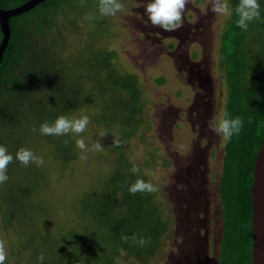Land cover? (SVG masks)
I'll return each instance as SVG.
<instances>
[{
    "label": "rangeland",
    "instance_id": "1",
    "mask_svg": "<svg viewBox=\"0 0 264 264\" xmlns=\"http://www.w3.org/2000/svg\"><path fill=\"white\" fill-rule=\"evenodd\" d=\"M120 2L123 11L104 17L99 0H60L25 24L19 45L26 48L20 54L26 61H38L39 76L26 80L28 89L17 85L13 94L5 89L8 85H0V126L6 133H33V127L38 132L41 124H52L60 115L90 117L80 136L68 134L75 139V158L61 169L47 157L52 184L44 201L51 210L41 224L52 240L78 227L80 218L70 212L71 202L87 189L86 179L93 175L105 183L95 194L100 206L113 217L129 218L137 238L147 240L137 247L143 260L121 251L113 264H218V186L226 141L212 131L209 121L224 117L227 60L221 50L232 16L212 13L210 0H190L183 27L165 31L153 27L145 15L149 0ZM262 12L261 20L241 30L249 76L257 70L258 59L264 62ZM89 14L94 19H85ZM104 130L108 134L101 137ZM36 132L21 142L30 150L37 144L35 155L45 158L48 146ZM81 138L86 151L76 146ZM97 142L101 151L92 150ZM133 164L139 173L131 171ZM33 172L35 183L44 184L42 167L35 163L15 166L11 175L22 183ZM137 179L157 190L131 194L128 189ZM15 181L10 176L4 188ZM37 191L35 202L42 208V192ZM2 219L0 211L5 264L35 262L36 249L21 246L18 223ZM37 238L31 243L36 245Z\"/></svg>",
    "mask_w": 264,
    "mask_h": 264
},
{
    "label": "trees",
    "instance_id": "2",
    "mask_svg": "<svg viewBox=\"0 0 264 264\" xmlns=\"http://www.w3.org/2000/svg\"><path fill=\"white\" fill-rule=\"evenodd\" d=\"M24 1L26 0H0V7H14ZM59 1L45 0L28 11L10 17V38L0 62V85H8L5 89L9 90L10 94L15 93V87L20 84L28 89L31 84L26 83V80L33 81L39 76L38 61H26L25 56L20 54L26 48L19 45L25 24L45 9L57 6ZM230 2L234 9L239 0H230ZM259 3L264 15V0ZM237 19L233 11L230 27L225 33V44L221 50L227 60L225 72L228 94L224 115L227 113L229 118L239 116L244 123L240 133L233 135L223 147L222 172L218 186L222 217L218 264H251L252 197L250 186L253 181L255 156L264 139V62L258 59L257 70L249 76L247 64L241 54L242 33L237 27ZM21 56L22 59L18 60ZM23 78L24 81H22ZM19 130L6 133L5 129L3 130L0 126V145L6 146L8 152L14 157L7 170L8 177L12 176L14 181L15 177L11 174L15 166L21 164L15 159V154L21 147H29L21 140L33 135L28 130ZM36 134L48 146V150L44 153L45 158L42 157L44 164L41 166L43 171L41 173L47 179L45 183L42 185L35 183L33 172V176L24 178V182L15 181L17 184L10 189L4 188L5 182L0 184L2 221L10 224L12 221L18 223L20 233L24 237L21 246L29 248L32 246L31 249L37 251L34 255L35 262L31 260L27 264H41L38 259L41 254L44 256L43 264L47 262L50 264H113L121 251L138 260H143L137 248L140 244L131 239L133 236L137 238L131 220L126 217H113L105 207L103 209L100 206L101 203L95 194L99 192L104 183L100 180L101 177L95 179L91 175L90 179H86L90 180L87 189L80 192V196L77 192V196L75 195L71 202L70 212L80 218L76 224L78 227L75 230L72 228L66 230L57 241L52 240L51 235L46 233V229L42 228L41 220L51 210L45 208L44 198L45 192L52 184V175L48 170L51 165L47 157L50 156L52 161L58 162L62 169L65 164L75 158V139L71 135H43L40 131ZM7 137L9 138L6 139ZM9 139H14V141L8 142ZM65 140L68 141L67 144L64 143ZM36 146L37 144L35 148L32 147L34 153ZM29 166L32 167V163H29ZM92 179L93 182H91ZM96 183L98 187L94 189L93 186ZM38 189L43 196L41 201L44 202V206L42 208L37 207L38 204L35 202L38 201L36 200ZM116 191L119 192V187ZM37 235L35 245L31 241ZM123 236L129 237L127 242L122 239Z\"/></svg>",
    "mask_w": 264,
    "mask_h": 264
},
{
    "label": "clouds",
    "instance_id": "3",
    "mask_svg": "<svg viewBox=\"0 0 264 264\" xmlns=\"http://www.w3.org/2000/svg\"><path fill=\"white\" fill-rule=\"evenodd\" d=\"M81 3L83 4V0H81ZM189 3L190 0H149L144 12L153 27H159L165 31H175L183 27V15ZM210 3V10L216 15L231 17L234 11L238 17L236 21L237 27L243 31L248 30L250 23L261 20L259 0H239L234 9L230 6L228 0H210ZM123 9L124 5L120 0H99L98 11L101 16H115L118 12L123 11ZM85 19L92 20L94 17L89 14ZM90 122V117L85 114H82L78 118L60 115L52 124H49L47 121L41 124L39 131L43 135L65 136L71 133L80 136V134L87 130ZM243 123L244 121L241 117L229 118L227 113H225L224 117L218 121H209V127L212 131L221 135L225 141H228L233 135L240 133ZM31 131L35 133L37 130L33 127ZM107 134L108 131L104 130L100 133V136L105 137ZM64 143L67 144L68 141L65 140ZM113 144L119 146V140L113 139ZM76 146L82 151L87 150V145L83 138L76 140ZM102 149L103 147L100 142L95 143L92 147L93 151H101ZM13 159L14 157L8 152L7 147L0 145V184L9 179L7 170L8 165L13 162ZM15 159L24 166H28L29 163H35L37 166L44 164L42 157L36 156L32 150L24 147H21L16 152ZM131 171L136 174L140 172V168L136 164H133ZM128 190L131 194L135 195L137 192H154L157 189L151 182L137 179ZM122 239L127 242L129 237L123 236ZM131 239L141 246L147 243V240L144 238L137 240L133 236ZM38 259L43 264V254ZM6 260V241L0 238V264H5Z\"/></svg>",
    "mask_w": 264,
    "mask_h": 264
},
{
    "label": "water",
    "instance_id": "4",
    "mask_svg": "<svg viewBox=\"0 0 264 264\" xmlns=\"http://www.w3.org/2000/svg\"><path fill=\"white\" fill-rule=\"evenodd\" d=\"M43 1L45 0H26L15 7H0V62L10 38V17L28 11ZM252 175L251 264H264V139L256 153Z\"/></svg>",
    "mask_w": 264,
    "mask_h": 264
},
{
    "label": "flooded vegetation",
    "instance_id": "5",
    "mask_svg": "<svg viewBox=\"0 0 264 264\" xmlns=\"http://www.w3.org/2000/svg\"><path fill=\"white\" fill-rule=\"evenodd\" d=\"M178 46V45H177ZM221 176V175H220ZM219 180H220V178H219Z\"/></svg>",
    "mask_w": 264,
    "mask_h": 264
}]
</instances>
